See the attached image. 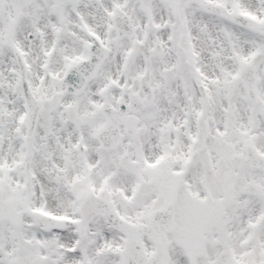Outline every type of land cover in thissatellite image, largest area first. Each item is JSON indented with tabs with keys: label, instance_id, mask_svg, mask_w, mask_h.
<instances>
[{
	"label": "rangeland",
	"instance_id": "374dc122",
	"mask_svg": "<svg viewBox=\"0 0 264 264\" xmlns=\"http://www.w3.org/2000/svg\"><path fill=\"white\" fill-rule=\"evenodd\" d=\"M136 1L138 0H0V74H5L6 81L0 83V118L4 117V122H0V153L6 144L5 138H10L17 149V154L9 161H1L0 156V189L8 199L15 202L22 214L17 230L8 221H0V264H18L29 253L42 256L46 259L45 264H67L68 262L61 263L62 251L67 254L68 259H83L85 264H119V251L124 238L103 218H92L86 235L81 240L76 228L43 233L42 228L30 218L32 211H40L56 218L77 220L82 197L87 192L102 195L124 219L135 224L147 223L151 211L162 205L165 207V198L170 199L172 194L177 200L175 205L178 209V198L181 196L177 225L168 234L166 259L169 264H186L183 259L191 245L198 236L203 235L210 239L202 260L194 264H264V240L259 242L263 255L261 258L213 259L214 247L210 243H214L211 230L216 216L213 220L205 219L207 210L212 208L211 200L213 203L217 199L214 206L219 208L222 199L238 197L235 188L238 189L245 179L264 183L263 173L247 168L236 173L228 169V165L221 160L223 152L231 155L244 154L247 145L254 147L257 153L264 154V61L257 69V104H253L247 97L239 75L240 69L251 56L264 53V38L233 26L223 18L207 14L193 0H179L180 6L175 12L171 8L175 0H146L152 5L150 9L154 15L153 42H158V38L162 39V43L158 42L161 50L146 65L144 57H134L123 78L132 89L130 113L138 119L139 134L133 140L121 129L123 138L120 145L113 151H105L96 138L105 120L99 110L101 88L116 85L115 80L122 79L118 72L121 56L129 46L144 37V11L142 14ZM201 1H212L235 14L241 13L264 20V0H253V13L243 9V0ZM112 9L120 14L126 13L138 23L139 31L135 40L117 41L115 32L107 29L112 27ZM162 9L167 11L168 24L164 23ZM12 10H18L22 14L20 25L14 34L18 47L31 65L27 81L32 92L43 97L47 106V110L44 108L38 115L36 130L29 139L31 146L27 149L22 145L25 131L18 129L23 113L20 107L23 99L18 85V72L3 40L12 18ZM90 12L100 13L97 21L92 22ZM177 16L180 19L174 20ZM179 26L185 35L183 50H186L192 61L190 69L186 70L189 57L182 60L184 72L174 68L171 55L176 51L170 42L178 40ZM91 31L112 47L113 52L95 81L83 95L74 99L59 87L61 72L52 69L58 57L55 58L54 54H62L66 50L64 46H70L71 52L81 54L87 48V34ZM30 34L35 35L34 40L28 39ZM162 34L165 38H161ZM54 35L59 44L50 57L49 47ZM188 37L192 40L191 44L187 43ZM144 53L145 49L142 50V56ZM177 53L181 55L180 51ZM162 59L163 66H160ZM206 60L210 62V65L207 62L206 67H210L211 76L204 71ZM42 63H47L48 66L42 69ZM145 68L153 71L156 101L136 110L135 103L143 101L138 79ZM176 75H182L184 86L194 104L193 113L185 128L182 126L183 103ZM0 78L4 80V76ZM200 89L202 98L198 95ZM118 95V92L111 93L110 105H117ZM119 96L121 101H126L125 96ZM67 108L69 113L66 112ZM197 128L201 130L202 143L194 144V159L187 163L185 142L192 139ZM162 131H168L169 134L163 136ZM54 134L60 141H66L63 145L66 148L61 146L63 155L58 152L60 142L55 143ZM78 140L83 143L82 157L79 156ZM152 143L156 146L154 151ZM25 150L32 164L27 188L24 180L25 166H22ZM8 152L11 153V150ZM57 154L60 155L58 162L53 163L51 158ZM160 154L165 157L157 159ZM124 155L127 159L123 158ZM227 156L226 154L223 158L227 159ZM208 158L210 166L206 167ZM153 162L159 164L155 169L149 167ZM47 164L50 168L43 169ZM43 181L48 186L46 193L43 186L39 189V184ZM207 193L217 196H210V203L208 201L200 205L199 201H203ZM38 194L41 199H38ZM132 195L134 198L130 200ZM47 196L63 199L58 214L47 212L48 199H44ZM226 213H219L218 222L227 220ZM252 218L253 214L248 223L252 224ZM263 223L259 229L264 226ZM144 239L148 255H153L154 245L149 238ZM219 242L220 240L217 243ZM74 243L77 246L79 244L76 248L78 258L76 254H71ZM77 263L76 260L72 261V264Z\"/></svg>",
	"mask_w": 264,
	"mask_h": 264
},
{
	"label": "water",
	"instance_id": "95a60500",
	"mask_svg": "<svg viewBox=\"0 0 264 264\" xmlns=\"http://www.w3.org/2000/svg\"><path fill=\"white\" fill-rule=\"evenodd\" d=\"M206 7L212 11L215 14H218L220 16H223L227 18L229 21L240 25L241 27L247 28L252 30L253 32L259 33L264 36V22H255L251 19H248L243 16H234L230 15L226 10H224L222 7L219 6H212V5H206ZM19 14L14 13V22L12 24V29H15L19 23ZM115 27L117 28L120 37L124 36L127 33L128 26L126 22L123 20H115ZM5 40L7 41L8 45L11 47L12 50H15L16 54V48L13 44V38H12V32L9 30L5 36ZM93 56L92 58L83 63V65L80 66V68H83L84 72H90V69L95 64V57L98 52L97 49H92ZM97 51V52H96ZM92 54V53H91ZM263 56L262 55H256L252 58L251 62L244 66L242 69L241 78L245 83V89L246 93L251 97L253 101H256V77L255 72L257 66L260 64ZM99 60L101 62L102 57H99ZM99 64V63H98ZM96 68L99 67V65L95 66ZM72 70H69L67 73L66 80L69 79L70 75L72 74ZM25 70L22 71V77H23V94L25 95V101L27 105V121L26 124L28 126V136L32 133L34 129L35 119L38 110L40 109L41 103L36 102L34 103L33 98L31 97L30 90L28 85L24 82L26 77ZM66 80L62 81V85H66ZM67 86V85H66ZM142 86L144 88L148 87V79L147 76L143 78ZM68 87V86H67ZM68 90L71 91V89L68 87ZM109 115V116H108ZM108 118V124L104 127L103 131L99 135V138L102 141V144L105 148H108V146L105 145L106 141L108 143H114L119 138L116 122L118 119L116 116L112 114H107ZM126 127V130L128 133L132 134L135 133V120H123L122 121ZM116 137H115V136ZM249 159L247 161H243L248 163L251 166L259 167L264 170V157H256L253 156L251 152H248ZM237 161L236 158H233L231 160V163ZM242 162L241 160H239ZM93 214H99L102 215L108 223L113 225L116 229L119 230L120 233H122L125 236L124 241V249L121 251V259L123 264H165L164 258L166 256V250H167V239H166V232H170L173 229V210L172 207L169 206L166 212H157L154 213L150 219V225H134L127 223L124 221L119 214L113 209V207L106 202L100 201L97 197L91 196L87 204L83 207L82 211V220L78 222L77 224L80 227L81 232L83 233L88 221L90 220L91 216ZM0 218H8L12 225L14 227L18 226L19 216L12 211V207L8 202H3L1 200L0 196ZM44 218V217H43ZM45 220L41 221V223L46 224L47 228H61L59 226L58 221H54V219L50 218H44ZM50 224V226H49ZM147 234L154 242L156 246V256L154 257H147L145 254V251L143 249V235ZM203 244L202 240L197 242L189 255L190 259L193 261L196 259L197 256H200L202 253Z\"/></svg>",
	"mask_w": 264,
	"mask_h": 264
},
{
	"label": "flooded vegetation",
	"instance_id": "af4514ba",
	"mask_svg": "<svg viewBox=\"0 0 264 264\" xmlns=\"http://www.w3.org/2000/svg\"><path fill=\"white\" fill-rule=\"evenodd\" d=\"M159 50V47H157ZM78 54H75L71 51H64L58 56V59L54 62L53 68L55 70H65L68 66L76 63L78 61ZM156 56L155 51H148L146 54V59L148 62H152ZM163 59L161 60V65L163 66ZM151 81L152 88L155 94V84H154V75L151 70ZM131 90L128 92V95L131 94ZM108 97V95L106 96ZM68 112L69 109L67 108ZM228 157V156H227ZM223 163H226V160L223 158ZM244 169V168H243ZM231 170V169H230ZM235 171V170H233ZM238 173L239 171H235ZM239 195L235 198H226L220 201L219 207L221 210H226L225 221L214 220L213 228L215 229V234L224 242L228 244V250L222 248L219 252L217 251V256L215 258L219 259H249L251 256H246L248 253L245 249H242L241 246H246L249 249L253 248L255 251L260 252L259 244L264 238V226L259 229L258 227H252L254 225V218L264 211V196H252L247 195L243 192V186L238 187ZM203 204V202L201 203ZM209 215L206 216V219H213L216 215V210L212 211L207 210ZM254 215L250 222L248 223L249 218ZM255 226V225H254ZM219 232V233H218ZM238 240V241H237ZM241 242V244H239ZM260 242V243H259Z\"/></svg>",
	"mask_w": 264,
	"mask_h": 264
},
{
	"label": "bare ground",
	"instance_id": "6f19581e",
	"mask_svg": "<svg viewBox=\"0 0 264 264\" xmlns=\"http://www.w3.org/2000/svg\"><path fill=\"white\" fill-rule=\"evenodd\" d=\"M242 7H243V9H245L247 12H252L253 13V7H254V5H253V0H243L242 1ZM80 14H82V11H80ZM90 14H91V16H92V18H93V20H92V22L93 21H97V17L99 16V14L97 13V12H90ZM207 62H208V64H209V61H204V64H205V67H204V71H207L208 72V74L211 76L212 75V73H211V70H210V67L208 66V67H206V64H207ZM0 76L2 77V76H4V80L3 79H1L0 78V83H3V82H6L5 81V74H3V75H1L0 74ZM13 108H16L15 106H13ZM12 108V109H13ZM11 109V110H12ZM6 139V144H5V146H4V149L1 151V153H0V156H1V161H5V160H7V161H9V159H11L12 157H14L16 154H17V149L15 148V146L13 145V143L11 142V140H10V138H5ZM54 140H55V142H57V141H59V142H61L62 144H65V140L62 142V141H60L59 140V138H58V136L55 134L54 135ZM60 146H61V144H60ZM8 150H11V153H9L8 152ZM55 151H57V149H55ZM59 154H60V151H59ZM59 154H57V155H55V156H52L53 158V162L58 158L59 159V157H60V155ZM58 155H59V157H58ZM49 168V165L47 164L46 165V168H43V169H48ZM45 172H47V170H44ZM75 172V171H74ZM40 186L42 187L43 186V190L45 191V193L47 192L46 191V189L48 188V186L46 185V184H44V181H43V183H40L39 184V189H40ZM38 196H39V194H38ZM38 199H41V196H39L38 197ZM44 199H48V207H47V212L48 213H51V214H58V212H60L59 211V207H60V205H61V203H62V201H63V199L60 197V198H58V199H52V198H50V197H45ZM60 245L63 247V248H65V246L63 245V243L62 242H60ZM61 256H62V262L63 263H65L67 260H69L68 259V257H67V254L64 252V251H62L61 252Z\"/></svg>",
	"mask_w": 264,
	"mask_h": 264
}]
</instances>
